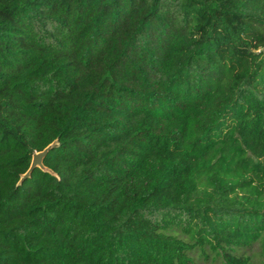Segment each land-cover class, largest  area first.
<instances>
[{"label": "trees", "instance_id": "trees-1", "mask_svg": "<svg viewBox=\"0 0 264 264\" xmlns=\"http://www.w3.org/2000/svg\"><path fill=\"white\" fill-rule=\"evenodd\" d=\"M259 242L264 0H0V264H250Z\"/></svg>", "mask_w": 264, "mask_h": 264}, {"label": "rangeland", "instance_id": "rangeland-1", "mask_svg": "<svg viewBox=\"0 0 264 264\" xmlns=\"http://www.w3.org/2000/svg\"><path fill=\"white\" fill-rule=\"evenodd\" d=\"M240 254L248 257L250 260V264H264V250L260 242L256 243L251 248L242 250ZM212 257L213 256L211 255V257L206 260L205 258L199 259L198 256H196L194 264H218L217 262L213 261Z\"/></svg>", "mask_w": 264, "mask_h": 264}, {"label": "water", "instance_id": "water-1", "mask_svg": "<svg viewBox=\"0 0 264 264\" xmlns=\"http://www.w3.org/2000/svg\"><path fill=\"white\" fill-rule=\"evenodd\" d=\"M55 146H58V143H54L50 146H48L45 150L41 151V152H38V153H35L32 157V162H31V166H30V169L28 170V172L22 176L21 178V181H20V184L31 177L33 171L35 169H40L44 172H49L51 174H53L50 170H48L45 166H44V159L45 157L48 155V153L55 147ZM54 175V174H53Z\"/></svg>", "mask_w": 264, "mask_h": 264}]
</instances>
